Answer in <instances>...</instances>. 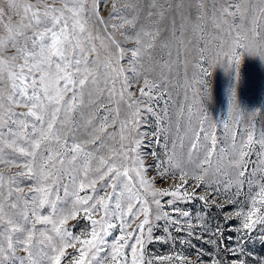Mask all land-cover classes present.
I'll return each instance as SVG.
<instances>
[{"label": "snow or ice", "instance_id": "snow-or-ice-1", "mask_svg": "<svg viewBox=\"0 0 264 264\" xmlns=\"http://www.w3.org/2000/svg\"><path fill=\"white\" fill-rule=\"evenodd\" d=\"M245 55L264 0H0V264H264Z\"/></svg>", "mask_w": 264, "mask_h": 264}, {"label": "rangeland", "instance_id": "rangeland-1", "mask_svg": "<svg viewBox=\"0 0 264 264\" xmlns=\"http://www.w3.org/2000/svg\"><path fill=\"white\" fill-rule=\"evenodd\" d=\"M229 76L222 67H217L213 70L211 77L212 88V101L208 107L210 112L216 117L220 118L226 114L227 97L226 89L229 87ZM179 99L183 100V90L180 89ZM191 95V94H190ZM239 99L243 107L247 109H255L264 106V61L259 57L252 55H245L241 65V83L239 88ZM257 131L260 130L264 121H261L259 117L254 121ZM149 130L153 127L152 122L149 121ZM195 209H199L200 202H195ZM189 210H193L192 206H189ZM212 215H215L213 210ZM83 227V224L81 225ZM159 249V246H156ZM251 250L255 251L258 255H264V243L258 239H254L249 242ZM164 251V249H159Z\"/></svg>", "mask_w": 264, "mask_h": 264}]
</instances>
